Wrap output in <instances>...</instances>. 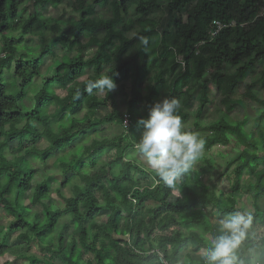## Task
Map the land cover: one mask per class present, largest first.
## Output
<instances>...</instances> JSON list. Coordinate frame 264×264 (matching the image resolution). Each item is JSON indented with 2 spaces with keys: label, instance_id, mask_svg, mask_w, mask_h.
<instances>
[{
  "label": "trees",
  "instance_id": "trees-1",
  "mask_svg": "<svg viewBox=\"0 0 264 264\" xmlns=\"http://www.w3.org/2000/svg\"><path fill=\"white\" fill-rule=\"evenodd\" d=\"M64 1L71 2L67 18ZM128 1L0 0V208L11 219L7 227L0 225V235L6 232L0 236V257L28 264H83L89 254L84 264H159L163 252L169 264H193L188 255L180 258L187 242L182 231L204 242V234L213 231L206 208L221 215L246 210L264 226V0H135L140 16L166 9L174 19L161 34L149 19L133 20ZM26 3L33 11L25 14ZM99 6L107 8L108 18H92ZM45 8L64 10L52 17L43 15ZM151 32L159 36L148 63L144 43ZM26 38L37 43L29 46ZM55 45L72 56L57 54ZM89 49L94 53L84 60ZM48 57L49 76L40 73ZM102 73L128 89L123 110L111 93L99 98L95 90L87 91L88 81ZM248 75L241 98L262 114L250 131L244 129L252 117L247 110L241 119L228 117L235 87ZM210 87L223 110H217L201 137L207 152L219 145L235 154L233 162L224 160L219 174L229 182L228 198L200 179L216 169L208 154L174 187L160 181L153 169L124 158L135 149L139 121L155 102L179 100L184 122L182 108L198 95L200 111ZM99 107H109L100 119ZM82 108L85 114L77 118L73 111ZM103 123L121 130L99 138L96 128ZM90 131L94 138L88 141ZM40 140L46 143L43 149L37 147ZM12 142L16 146L9 161L5 151ZM104 153H111L109 160L98 161ZM50 157L60 169V188L70 192L63 197L55 191L62 210L53 207L46 181L31 187L32 162ZM245 197L250 209L243 206ZM101 210L106 213L96 222ZM14 232L19 242L9 245L7 237ZM34 245L47 254L45 259L26 255Z\"/></svg>",
  "mask_w": 264,
  "mask_h": 264
},
{
  "label": "rangeland",
  "instance_id": "rangeland-1",
  "mask_svg": "<svg viewBox=\"0 0 264 264\" xmlns=\"http://www.w3.org/2000/svg\"><path fill=\"white\" fill-rule=\"evenodd\" d=\"M88 1L92 3V0H88ZM63 4H64L65 11H66L64 15H65V18H67L70 16L69 7L71 5V2L64 1ZM25 7H26V10L24 11L25 14L33 11V8L31 7L30 3H26ZM135 7H136L135 0H129L127 4V12L129 13V16L133 20H143L145 18L149 19L153 23H156V26H157L156 31L160 34L163 32L169 31V29H171L174 19L168 14L166 9L154 10L146 14V16H140L135 13ZM62 10L64 9L58 8V10L54 11L51 8H45L43 15L58 17ZM109 16L110 15H109L107 8H104L103 6H99L95 8V13L92 15V18L94 20H100V19L108 18ZM50 35L52 36V34ZM158 36L159 35L156 36L151 32L149 34L148 39L144 43L145 51L148 56V60H147L148 63L152 59V52L157 45ZM36 41L37 39L26 38V44L29 46L33 45L34 43H37ZM54 51L59 55L62 53H65V54H68L69 56H72V53L70 51H67L64 47H61L60 45H55ZM93 53H94L93 49L87 50L83 56V59L86 60L92 57ZM261 66H262L261 62L258 63L257 66H255L256 72L258 69L261 68ZM52 71H53V68L51 66V60H50V57H48L43 61V65L40 67V73L46 72V75L49 76V75H52ZM250 77L251 76L248 75V77L244 80V82L239 83L235 87V91L231 98V105L233 107L232 112L228 114V117L230 120H238L244 116V113L247 110L252 115V117L250 118V122L245 124L244 129L246 131H250L252 129V126L257 123V119L262 118L261 109L258 108L257 105L249 103L247 101H243L241 98V94L244 91L243 83H249ZM164 79L167 80L168 76H165ZM146 84L147 83H144V85ZM257 87L259 86L257 85ZM124 88L121 89L120 85H117L116 90L111 92L120 110H123L124 108V100L128 93V89L127 88L124 89ZM209 90L210 92L208 94V101L205 102L204 106L201 108L200 111L198 110L199 108L198 95H195V98H193V100H191V102L188 105L182 108V110L187 113L186 121L183 122L187 125V130H192L193 132L198 133L200 136L201 134L204 135V132L202 130L211 121H214L217 118V110H221V111L223 110V108L221 107L219 103L220 98L214 93V90L211 89V87ZM56 94L61 95L62 92L59 90H56ZM103 95L104 94L102 93L97 94L99 98H103ZM108 111H109V107L107 108L99 107L96 111V117L100 119ZM84 112H85L84 108L76 109L73 111V114L77 118H81L85 114ZM194 123H198V128H195ZM98 130H100L97 134L99 138H102V137L110 138V137H113L114 135H117L121 129L115 124L108 125V124L103 123V124H100L96 128V131ZM142 130H143L142 126L138 124L137 131L135 132V135L138 138L140 137ZM85 135L88 141L94 138V134L91 131L85 133ZM86 141L85 143L88 142ZM15 146H16V143L12 142L9 146V149L5 151V156L7 157L9 161L13 159V156L10 154V151L11 149H14ZM37 147H39L40 149L45 148L46 147L45 141L40 140L37 144ZM80 148H81V143H79V145L77 146V150H79ZM68 150L69 148L66 149L64 153H66ZM206 154H208V156H210V158L213 160L216 166V169L212 172H207L205 174L199 175L200 179L203 181L205 185H207L208 187H213L218 192H222L224 194V197L228 198L230 194L229 182L226 179V176L225 177L219 176V174L222 172V171L220 172V170L224 167V164H223L224 160L229 159L233 162L235 159V154L233 153V150L229 146L213 145L211 146L210 149H208V152L204 149L203 155L195 163L196 164L201 163ZM109 155H111V153H104L103 156L99 157L98 161L107 162L109 160V157H108ZM124 158L126 161L136 163L137 165L143 167L146 170H149V171L152 170V168L149 167L147 163L140 157L136 149L128 150L125 153ZM31 167L35 171V175L33 176V179L31 181V187L41 182L42 180L46 181L47 186H48V192L50 193V197L55 202V204H53V207L54 208L58 207L62 210V201L56 196L55 191L58 189L60 191V194L63 197H68L70 195V192L67 187H65L64 189L60 188L61 180L59 178L60 176H58L60 169L57 167V164L54 162V157L48 158L44 163H42L41 161H34L32 162ZM41 174H44L45 177L41 176ZM56 177L58 178L55 179ZM237 199L239 200V199H244V198L238 195ZM24 202L27 203L26 197L24 198ZM249 203L250 201L248 197H245V200H243V206H245V208L247 209H250ZM204 211L207 214V217L209 219V222L213 230L212 233L207 234L208 237L210 238L211 236L219 235L220 233L217 229V224L215 223V220L219 217L222 218L223 215L213 210L212 208H206ZM105 213L106 212L104 210H101L97 214L95 221L99 222L100 217L102 215H105ZM10 220H11L10 216L5 214L4 211L0 208V225H2V227H7ZM259 227L264 228V226H259ZM173 228H175L174 225L171 226V229ZM5 233L6 232L4 231V233H2L0 236L5 235ZM14 233H11L7 237L9 245L18 244L19 242L17 241V239H15V237L17 236V233L15 234ZM155 235H158L157 232ZM182 235L183 237L187 238V242L180 254V258L182 259L184 255H188L193 264H203L202 259H201L203 256V249L209 246V241L204 240V242H202L200 239L196 238V235L194 233L186 234L185 231H182ZM26 255L28 257H34L38 261H40L41 259H45L47 257V254L42 252L41 249L35 245L31 246L28 249V252L26 253ZM82 259H83L82 262L84 264L85 261L91 260V256H89V254H85V256ZM7 261H8V264H28L26 260H23V261L13 260V258H10L8 256L0 257V264H4Z\"/></svg>",
  "mask_w": 264,
  "mask_h": 264
},
{
  "label": "clouds",
  "instance_id": "clouds-1",
  "mask_svg": "<svg viewBox=\"0 0 264 264\" xmlns=\"http://www.w3.org/2000/svg\"><path fill=\"white\" fill-rule=\"evenodd\" d=\"M117 84L113 76L102 73L89 80L87 91L109 94ZM79 95V93H77ZM176 98H163L149 109L146 119L139 124L142 132L134 148L151 167L159 180L174 187L194 163L203 155L205 141L196 132L187 130L178 111ZM219 235L208 237L209 246L203 249V264H264V228L255 223L251 212L233 211L215 220ZM159 264H169L163 252L158 254ZM177 264H184L178 260Z\"/></svg>",
  "mask_w": 264,
  "mask_h": 264
},
{
  "label": "built area",
  "instance_id": "built-area-1",
  "mask_svg": "<svg viewBox=\"0 0 264 264\" xmlns=\"http://www.w3.org/2000/svg\"><path fill=\"white\" fill-rule=\"evenodd\" d=\"M214 25H215L218 29L222 28L221 25H220V23H218V22H215ZM214 34H215V33H213V34H211V35H214ZM127 124H128V117H127V116H124V117H123V125L126 126ZM158 262H159V256H158Z\"/></svg>",
  "mask_w": 264,
  "mask_h": 264
}]
</instances>
